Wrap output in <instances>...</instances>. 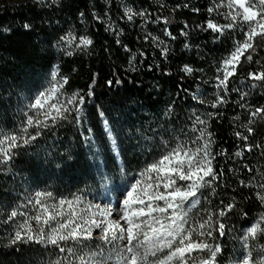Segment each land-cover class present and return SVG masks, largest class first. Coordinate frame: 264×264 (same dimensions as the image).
I'll return each instance as SVG.
<instances>
[{
  "label": "trees",
  "instance_id": "obj_1",
  "mask_svg": "<svg viewBox=\"0 0 264 264\" xmlns=\"http://www.w3.org/2000/svg\"><path fill=\"white\" fill-rule=\"evenodd\" d=\"M217 4L218 0H0V130H18L27 104L48 87L54 67L58 77H67L63 86L66 96L79 92L85 97L81 107L89 117L83 128L77 127L71 117L61 122L33 145L17 149L7 171H0V264H47L57 257V250L42 245L4 247L24 217L18 215L7 224L4 220L17 205H26L19 208L20 212L36 214V207L28 203L30 189L52 192L53 200L72 199L73 194L79 197L95 189L102 175L92 170L81 132L87 135L91 127L95 136L101 137L98 106L121 134L120 160L129 175L159 158L165 150L162 140L172 148L177 140L199 135L198 130H191L192 113L207 120L206 131L213 134V153H224L216 156L214 167L224 175L217 182L216 192L211 196L206 193L208 202L202 200L203 207L198 209L202 217L208 206L215 211L234 203L226 219L222 218L231 233L223 237L214 233L217 239L208 240L222 244L219 264L230 263L241 248L237 238L243 235L242 229L264 214V207L255 197L261 189L240 184L241 180L247 183L249 177L257 184L264 182L260 178L264 174V119L249 115L256 107H264V82L249 77V72H264V37L256 43L252 60L242 57L227 88L220 87L213 79L225 38L217 40L216 33L207 28L210 19L216 24L225 23L221 7L211 14L207 11ZM126 8L144 15L128 20ZM25 24L31 27L25 29ZM69 31L86 35L92 45L86 51L64 55L53 45ZM185 65L192 72L186 73ZM116 80L121 83L116 84ZM89 85L92 97L87 96ZM241 92L247 94L243 99ZM217 95L226 102L213 108ZM242 103L244 108L239 107ZM169 106L171 114L166 115ZM250 118L254 130L251 135L244 127ZM235 132L249 135L247 143L253 146L250 152L244 151L245 141L239 140ZM103 139L106 141V137ZM100 146V157L109 156L113 168H118L110 151ZM237 149L244 154L234 157ZM45 202L53 201L45 198ZM29 223L37 227L34 220ZM99 242L94 240L92 245ZM254 243L264 246V239Z\"/></svg>",
  "mask_w": 264,
  "mask_h": 264
},
{
  "label": "snow or ice",
  "instance_id": "obj_2",
  "mask_svg": "<svg viewBox=\"0 0 264 264\" xmlns=\"http://www.w3.org/2000/svg\"><path fill=\"white\" fill-rule=\"evenodd\" d=\"M222 4L229 10L223 15L230 22L219 25L210 19L207 21V28L221 35L225 29L234 30L237 25L246 28L243 31L244 39L235 42L233 50L221 61V66L217 69L223 73L222 78H218L219 86L227 88L229 78L236 74V66L242 63V57L247 61L252 60V53L257 51L255 38L264 37V0H221V4H217L215 8L209 7L207 11L211 14ZM124 15L128 20H132L133 16H143L144 13H134L131 8H126ZM94 19H97L95 15ZM30 27L29 24L24 25L25 29ZM165 34L170 35L167 29ZM152 39L155 40L156 37ZM92 43L86 35L77 36L69 31L61 35L53 46L59 47L64 55L71 56L74 50L86 51ZM164 51L166 49L161 51V55ZM257 63L260 61L257 60ZM184 71L190 73L192 69L185 65ZM51 75L48 87L38 91L30 99L24 112L25 119L18 126V130L10 132L0 130V171H7L8 165L18 154L17 149L33 145L46 132L59 127L61 122L69 121L70 117L77 127L83 128L89 123V117L81 107L85 97L79 92L66 96L63 86L67 83V77H58L55 67ZM249 77L264 82V72H249ZM115 82L121 83L120 80ZM108 83L111 84L112 81ZM255 86L254 84L253 87ZM245 95L247 94L244 92L240 93L242 99ZM87 96H93L91 85ZM193 98L196 99L195 96ZM225 102L222 95H217L211 107L215 108ZM239 107L244 108L245 104L242 103ZM96 113L103 127L101 137L97 138L93 129L88 127L87 135L81 132V138L90 151H93L95 158H100L102 145L104 151L112 152L119 160L123 152L121 134L99 106ZM165 114H171V106ZM191 115L194 117L191 121V130L192 132L198 130L199 135L194 139L177 140L175 147L172 148H168V142L162 140L165 150L158 159L147 163L137 174L140 179H135L125 192L120 193L122 199L118 201L120 205L118 210L112 209L111 205L102 208L99 205H88L77 211L80 197L75 194L72 199L53 200L52 192L36 191L28 199V203L36 207L34 216L19 211V208L26 205H17L8 212L5 224L13 221L18 215L24 219L15 225L4 247L30 243L42 245L45 249L51 247L57 250L58 255L47 264H219L223 251L222 244L209 243L208 240L217 239L214 233L219 237L231 233L232 229L226 227L222 218L226 219V214L235 205L229 202L215 211L208 206L204 208L203 216H200L198 206L203 207L202 200L208 202L207 196L216 192L219 186L217 182L224 175L214 167L216 156L224 153H213V134L206 131L207 120L201 119L195 113ZM249 115L264 119V107H256ZM252 123L253 120L250 118L248 124L244 125L249 135L254 131L250 126ZM197 125L200 126L199 129ZM234 135L245 141L242 146L244 151L252 150L253 146L247 143L249 135L240 132H235ZM103 137H106V141ZM97 139L100 140L99 145ZM243 154V151L237 149L233 155L240 157ZM103 166L104 162L101 160V167ZM244 167L251 172L247 165ZM120 171L127 175L123 167ZM229 171L234 169L230 168ZM260 178L264 181V174H261ZM101 180H104L103 176ZM240 184L243 187L261 189L255 193V197L261 207H264V182L257 184L249 177L247 183L241 180ZM45 198L53 202L46 203ZM92 208L98 211L92 212ZM113 211L118 212V219L112 218ZM96 216L101 219L93 218ZM30 220L36 222L35 229L29 223ZM248 223L250 226L242 229L243 235L237 238L242 242L239 257L231 264H264V246L254 243L258 239H264V214L254 222ZM93 229L98 230L96 235ZM94 240L101 243L92 247Z\"/></svg>",
  "mask_w": 264,
  "mask_h": 264
},
{
  "label": "rangeland",
  "instance_id": "obj_3",
  "mask_svg": "<svg viewBox=\"0 0 264 264\" xmlns=\"http://www.w3.org/2000/svg\"><path fill=\"white\" fill-rule=\"evenodd\" d=\"M219 4H221V0H218ZM221 13H227L229 10L226 6L221 5ZM223 19L225 20V23L219 24L224 25L229 23V19L223 15ZM246 28H242L239 25L235 26L233 29H225L224 33L221 35L220 33H216L217 40L223 37L225 38V46L223 50V54L219 56L217 59V63L215 64V70H214V82H218V78H222V71L218 72L217 69L221 66V61L226 58L228 53L233 50L234 44L237 41H242L244 39L243 37V31H245ZM263 37H257L255 38V44L262 39ZM237 67V66H236ZM219 84V82H218ZM86 153L88 155V159L90 160L91 167L93 171H99L101 175L104 177V180L102 181L101 178H99V183L95 187V189L87 194H84L80 197V203L77 205V211H79L81 208H86L88 205H99L101 208L105 205H111L112 209L118 210L120 208L119 200L122 199V196L120 195L121 192H125L127 187L131 186V183L134 182L135 179H140V177L137 175L141 170L134 171V175H125L124 173H121L120 169L122 167L121 160H117L112 152H110V155L113 156L114 160L116 161L118 168H113L111 161L109 160V156H104L100 158H95L93 155V151H90L89 147L85 145ZM139 150V149H138ZM137 150V151H138ZM139 152V151H138ZM101 160L104 162V166L101 167ZM145 167V166H144ZM108 168V170H106ZM112 171V172H107ZM101 176V177H102ZM132 177V181H131ZM130 181V182H129ZM36 191H40L38 188H33L29 190L30 197L33 196V194ZM59 199V198H58ZM32 206H34L32 204ZM66 207V206H65ZM98 210L96 208H92V212H97ZM87 215H91V213H85ZM122 214V213H121ZM95 219H101V217L96 216L93 217ZM112 218L118 219L119 215L117 211H113ZM123 223V221H121ZM98 230L93 229L94 235H96ZM240 244L242 243L239 241ZM101 243V242H99ZM98 243V244H99ZM92 247H95L92 245ZM241 248L237 252V254L232 258L229 264H231L232 261L236 260L239 257Z\"/></svg>",
  "mask_w": 264,
  "mask_h": 264
}]
</instances>
